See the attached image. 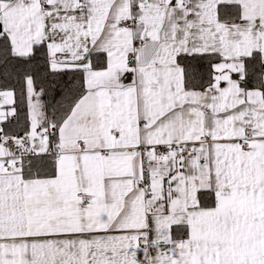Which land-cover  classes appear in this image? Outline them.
I'll return each mask as SVG.
<instances>
[{"label":"snow or ice","instance_id":"snow-or-ice-1","mask_svg":"<svg viewBox=\"0 0 264 264\" xmlns=\"http://www.w3.org/2000/svg\"><path fill=\"white\" fill-rule=\"evenodd\" d=\"M0 264H264V0H0Z\"/></svg>","mask_w":264,"mask_h":264}]
</instances>
